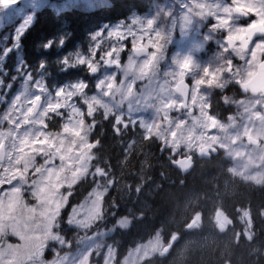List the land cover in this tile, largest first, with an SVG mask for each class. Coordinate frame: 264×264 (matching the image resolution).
I'll return each instance as SVG.
<instances>
[{"label": "snow or ice", "instance_id": "snow-or-ice-1", "mask_svg": "<svg viewBox=\"0 0 264 264\" xmlns=\"http://www.w3.org/2000/svg\"><path fill=\"white\" fill-rule=\"evenodd\" d=\"M15 2L0 0V8H7ZM192 6L201 10L208 7L201 0H193ZM209 15L212 16V26L223 33L220 47L228 53L229 73L240 72L245 66H248L246 70L255 71L258 65H264V56L254 57L253 53L258 47L264 48V32L251 30L247 33V52L241 57V64H237L232 56L239 42L238 33L264 23V0H254V6L245 17L248 22L244 24L237 25L234 19L226 18L229 15L227 5L222 13ZM152 23L149 20L147 25ZM134 25H137L136 21L126 26V30L109 32L107 37L115 36L116 42L109 44L108 48L96 43L87 58L76 59L75 64L85 68L90 76H96L94 86L81 81L70 88L58 89L52 93L51 99H45L43 84L30 83V74L23 68L17 69L25 76L23 91L13 98L6 112L0 116V127L5 121L10 125L6 132L0 131V167H4L5 155L11 159L15 153L11 165L4 167L9 178L0 177V184H10L7 192L0 188V264H93L99 233L89 235L86 231L80 237L81 247L75 256L64 251L65 247H72V242L66 237L59 246L51 242L59 239L57 234L62 230L66 232L76 227L72 223L73 217L89 221L102 217L104 194L99 186L82 200L76 201L72 197L81 177L89 171L87 161L94 159L90 150L100 143L98 137H92L99 123V110L104 109L107 117L113 106L122 102L117 99L126 96V90L121 86V75L126 76L135 70L136 58L146 55L143 47L137 46V34L132 30ZM232 28L236 31H231ZM128 37H131V51L128 63L124 64L121 53L127 47ZM47 47L48 44L45 45ZM64 63L67 65V60ZM189 63L185 59L181 67H187ZM15 79L16 76L13 77ZM22 97L24 103H20ZM208 116L216 119L211 114V105ZM109 123H113L114 131L119 133L121 120L109 119ZM9 136L12 137L11 152L4 144ZM91 174L94 182L97 175H106L99 167ZM13 180L16 182L12 183ZM96 200L101 202L100 207L95 206ZM69 208L71 211H67ZM10 236L19 242H11ZM48 253L54 254L51 260L46 258ZM95 257L99 260V253Z\"/></svg>", "mask_w": 264, "mask_h": 264}, {"label": "trees", "instance_id": "trees-1", "mask_svg": "<svg viewBox=\"0 0 264 264\" xmlns=\"http://www.w3.org/2000/svg\"><path fill=\"white\" fill-rule=\"evenodd\" d=\"M112 1L109 7L87 12L62 9L55 13L57 17L43 11L20 39L23 62L38 67L42 48L37 44L51 37L56 19L59 35L65 39L63 51H68L84 45L103 24L123 20L138 4L137 0ZM66 76L75 78L71 72L60 73L58 84ZM134 136L133 128L117 133L109 121L97 124L92 132L100 140L93 152L101 167L118 174L114 173L113 190L103 201L105 210L114 218L130 219L124 229L106 223L107 228L113 227L105 242L115 248L116 264L157 234L169 245L168 252L141 264H264V185L232 176L230 162L220 152L195 159L193 169L183 177L151 140L129 145ZM92 188L91 183L80 181L72 199L82 200ZM217 212L229 221L223 230L215 223Z\"/></svg>", "mask_w": 264, "mask_h": 264}, {"label": "rangeland", "instance_id": "rangeland-1", "mask_svg": "<svg viewBox=\"0 0 264 264\" xmlns=\"http://www.w3.org/2000/svg\"><path fill=\"white\" fill-rule=\"evenodd\" d=\"M46 1L48 0H16L13 4V9L5 10L4 8H0V13L8 12L2 15L4 17H10L11 14L21 16L22 13L20 11L22 7H30L32 13V11L37 9L36 4H44ZM56 1L59 3L60 10L71 8L73 5L82 6L85 10H94L111 4L110 0H54L52 2L54 6ZM29 16L32 15L24 14V17ZM132 21L138 22V17L134 14L128 18V24L117 22L111 27L103 26L89 35L84 45L78 46L71 51H63L65 39L59 36L57 38V46L50 50L52 53L49 61L50 64H47L48 61L43 60V63H38V67L32 69L25 66L20 49L22 47L19 46L21 44L20 37L26 26L25 22L11 35H4L2 33L0 35V81H2L0 82V116L6 112L13 98L23 91L22 83L25 80V76L24 73L17 71L18 68H23L30 74V83L38 82L43 84L46 93L45 99H51L54 91L61 88H70L81 81H87L94 86L96 76H90L85 68L75 64L76 59L78 57L87 58L90 49L96 43L108 48L109 44L116 42V37H107V34L116 30H126V26L131 24ZM148 21L146 17L141 16L140 22L144 23V25L141 27H138V25L133 26L132 30L137 34V46L143 45L145 48H149L153 37L156 35L152 30H149ZM102 37L104 39L100 40ZM191 43L190 39L183 40V46ZM9 48L12 49L10 52L7 51ZM130 51L131 37H128L127 47L121 53L124 64L128 63V53ZM4 53H7L6 56L3 55ZM65 60H67V65L64 63ZM136 65L135 70L129 71L126 76L121 75L120 77L121 86L126 90V96L117 98L118 100H122V102L119 105H114L112 111L107 114V117L105 116L104 109L101 108L97 117L98 124L109 121V119L115 121L119 118L121 120L119 132L128 128L134 129L135 136L129 145L140 140H151L157 147L159 155L168 156L170 160L179 158L180 156L195 154L203 147L208 148L211 153H218L219 151L222 156L229 160L232 176L251 184L264 185V114L261 113L264 109L261 111L251 106V109L245 114H239L236 111L229 116H218V119L212 122L208 117L206 107L209 99H201L200 91L202 90L199 86H196V91L192 92L190 98L189 108L196 109L197 112L194 115H190L181 108V100L173 92L176 82L184 74L173 70L169 73L168 80H156L152 71L151 55L140 59L136 58ZM48 68L50 70L53 68L55 74H48ZM5 71L6 75L4 74ZM69 72L75 74V78L70 79L69 76H66L64 83L62 85L58 84L55 78L59 77L60 73L68 75ZM14 76L17 79L13 80ZM93 91H95L94 88ZM197 96L200 97V104L198 105L195 104ZM262 101L264 102V100ZM251 102L255 104V102L260 101L253 100ZM20 103H24L23 97ZM9 127L10 125L5 121L4 125L0 127V131L6 132ZM247 138L256 140L257 145H248L246 143ZM11 141V136L4 141L9 152H11ZM164 142L166 144L164 153H161V145ZM90 151L93 152L94 149ZM14 159L15 153H12L11 159L5 155L4 167L11 165ZM87 164L89 171L81 177L80 181L91 183L93 188L99 186V190L104 194V201L109 192L113 190V181L115 179L113 175L116 172L109 174L101 167L100 160L95 155L93 160L87 161ZM4 167H0V177L8 179L9 176L4 172ZM97 167L102 168L106 175L103 177L97 175L94 182L91 173H94ZM15 182V180L12 181V183ZM0 188L7 192L10 189V184H0ZM61 191L65 190L61 189ZM103 201L102 217H97V219L91 221L83 217L80 219L73 217L72 223L76 227L66 232L62 230L57 234L59 239L51 243L59 246L63 242V237H66L72 242V247L71 249L65 247L64 251L75 256L81 247L80 237L86 231L89 235L99 233L100 235L95 242V252H93V264H116L115 248L105 242V238L113 232V227L107 228L106 223H114V227L124 229L127 228L130 219L126 217L114 218L113 214H109L105 210ZM100 204L99 200L95 201L96 207H100ZM219 223L220 227L224 229L223 225L227 226L229 221L221 215ZM197 226V224H194V227ZM63 227L66 228L67 226ZM9 239L11 242H19L13 236H10ZM168 249L169 245L162 242L157 234L147 242L131 249L120 264H141L144 261L151 260L156 255L167 253ZM96 253H99V260L95 257ZM53 255V253H48L46 258L51 260Z\"/></svg>", "mask_w": 264, "mask_h": 264}, {"label": "flooded vegetation", "instance_id": "flooded-vegetation-1", "mask_svg": "<svg viewBox=\"0 0 264 264\" xmlns=\"http://www.w3.org/2000/svg\"><path fill=\"white\" fill-rule=\"evenodd\" d=\"M53 1L48 0L44 4H36L37 9L32 13L30 7L21 6V16L11 14L10 17H4L2 15L8 12L0 13V35L2 33L4 35L13 34L25 22L26 26L21 39L34 26L38 16L45 10L57 17L55 13L60 12L59 3L56 1L54 6ZM110 2L109 6L112 5L113 1L110 0ZM137 2V8H133L123 20L105 23L101 27H111L117 22L128 24V18L133 14L138 17V27L144 25L140 22L141 16L153 21L149 30H152L156 35L153 37L149 48L141 46L148 50L147 56L151 55L152 57V71L156 80H168L169 73L173 70L184 74L179 81L185 80L190 88L188 109L184 110L181 107L184 111L190 115L197 112L196 109L189 108L190 98L192 92L196 91V86L202 90L200 91L201 99H209L206 104L207 110L209 111V105H211V114L216 119L218 116H229L236 111L239 114H245L251 109V106L261 111L264 109V102L262 101L264 100V65H258L255 71H248L246 70L248 66H245L240 72L229 73L226 61L228 53L220 47L223 33L212 26V16L209 15V13H222L223 7L227 5L229 15L226 18L234 19L237 25L244 24L248 22L245 17L249 14L251 7L254 6V0H247V3L245 0H201L208 5L204 10L193 7V0H137ZM4 9L7 10V8ZM71 9L91 11L75 5ZM25 13L32 16L24 17ZM50 14L43 13V16H50ZM257 25L264 27V23H257L253 27ZM248 30L243 29L238 33L239 42L232 51L233 59L237 64L242 63L241 57L247 52L245 35ZM231 31L235 32L236 30L232 28ZM261 32H264V29ZM50 35V38H44L43 42L37 44L38 47L42 48V52L38 54L36 65L40 62L43 63V60L50 64L49 61L52 56L50 50L57 46V38L60 36L57 19L54 21ZM179 39L181 42L178 41ZM184 39H190L192 43L183 46ZM46 44L49 47L45 48ZM19 46L22 47V44ZM20 49L21 52L24 50L23 48ZM253 53L254 57L264 56V48L258 47L253 50ZM185 59L189 60L190 63L187 67H181V63ZM25 66L30 69L33 68L26 64ZM53 68L51 70L48 68V74H55ZM55 80L58 81L59 77ZM177 97L181 100L179 96ZM200 97H196V105L200 104ZM253 100L260 102L253 104L251 102ZM261 113L264 114V111ZM209 119L213 122V119L210 117Z\"/></svg>", "mask_w": 264, "mask_h": 264}, {"label": "water", "instance_id": "water-1", "mask_svg": "<svg viewBox=\"0 0 264 264\" xmlns=\"http://www.w3.org/2000/svg\"><path fill=\"white\" fill-rule=\"evenodd\" d=\"M13 5H10L9 7H7V9H12ZM264 29V27H262L261 25H257L255 27H253V29H249L247 31V33L251 30H255L258 32H261V30ZM247 33L245 35V37L247 36ZM145 54H142L140 56H138L137 58H143L146 57L148 55V50L144 49ZM173 91L176 95H178L181 98V106L184 110L188 109V100H189V92H190V88L188 86V84L186 83L185 80H181L179 82H177L173 88ZM246 143L248 145H257V141L247 138L246 139ZM165 142L161 145V149L160 152L164 153V149H165ZM210 157V150L206 147L200 148L195 156H184V157H180L176 160H172L170 162L171 166L176 169L181 176L185 177L186 175H188L191 170L194 167V158L197 159H208ZM5 159V156H4ZM220 221V213L217 212L216 216H215V222L220 225L219 223ZM222 229V227H221Z\"/></svg>", "mask_w": 264, "mask_h": 264}, {"label": "bare ground", "instance_id": "bare-ground-1", "mask_svg": "<svg viewBox=\"0 0 264 264\" xmlns=\"http://www.w3.org/2000/svg\"><path fill=\"white\" fill-rule=\"evenodd\" d=\"M227 190V189H226ZM221 197V196H220ZM216 209V208H215ZM217 211V210H216ZM262 234V233H261ZM261 236H263V235H261ZM263 239V238H262ZM260 241V240H259Z\"/></svg>", "mask_w": 264, "mask_h": 264}]
</instances>
